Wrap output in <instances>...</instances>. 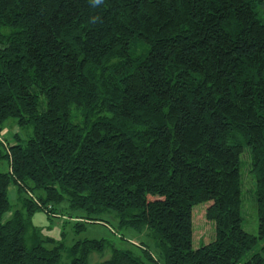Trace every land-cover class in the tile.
<instances>
[{
  "label": "trees",
  "instance_id": "obj_1",
  "mask_svg": "<svg viewBox=\"0 0 264 264\" xmlns=\"http://www.w3.org/2000/svg\"><path fill=\"white\" fill-rule=\"evenodd\" d=\"M2 131L0 264H264V0H0ZM205 202L213 235L193 247ZM35 209L145 240L65 245Z\"/></svg>",
  "mask_w": 264,
  "mask_h": 264
},
{
  "label": "rangeland",
  "instance_id": "obj_2",
  "mask_svg": "<svg viewBox=\"0 0 264 264\" xmlns=\"http://www.w3.org/2000/svg\"><path fill=\"white\" fill-rule=\"evenodd\" d=\"M5 128L13 133L18 131L17 126L12 119H8L5 122ZM4 129V130H6ZM24 131H20V136H24ZM5 136V137H4ZM0 137L5 143L9 144L12 141L11 137L8 136L6 131L0 133ZM6 137L8 139L6 140ZM12 143V142H11ZM243 167L241 168L242 179H243V188H242V204H241V215H242V227L243 229L251 234H257L258 220L256 215V203L254 197V186H253V177L249 172V157L245 153L242 157ZM4 167V164H3ZM10 199L13 207H20L18 199L14 194V188L9 187ZM65 204V203H63ZM208 203H200L193 207L192 211V220H193V247H197L201 242H208L213 235V225L207 221L205 217V209ZM56 215V214H55ZM66 219L64 226H61L62 221ZM31 226L42 238H52L57 242H63L65 245L72 244L75 240L81 239L84 237L88 238H107L117 247H131L133 250H138L133 246H130L129 242L137 243L138 241L145 240L143 234H139L128 228H119L115 224V232H110L106 227L100 224H85L84 230L74 231L72 227V222L68 221L67 215L63 216H53L48 215L40 209H35L29 217ZM123 234L124 238L129 241H122L120 235ZM123 242V243H122ZM260 242L255 247H259ZM150 252L155 256L156 259L161 263L162 259L157 253L156 249L152 246H149ZM111 255L110 249L107 247L102 253L92 252L89 257L90 263H95L98 261L105 260ZM64 261H68L67 258L63 257ZM150 264V263H147Z\"/></svg>",
  "mask_w": 264,
  "mask_h": 264
}]
</instances>
